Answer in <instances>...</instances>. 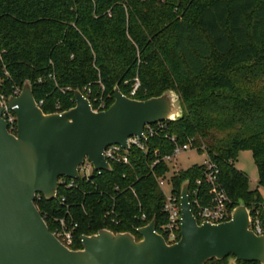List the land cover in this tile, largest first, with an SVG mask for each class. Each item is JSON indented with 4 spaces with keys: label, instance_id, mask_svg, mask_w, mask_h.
Returning <instances> with one entry per match:
<instances>
[{
    "label": "trees",
    "instance_id": "1",
    "mask_svg": "<svg viewBox=\"0 0 264 264\" xmlns=\"http://www.w3.org/2000/svg\"><path fill=\"white\" fill-rule=\"evenodd\" d=\"M28 80L45 113L74 107L77 89L95 109L102 100L106 109L113 104L116 86L139 100L173 90L182 102L183 116L148 136L147 151L132 147L129 164L112 162L111 171L74 182L62 177L52 200L37 195L53 233L61 219L77 225L72 249L101 229L140 240L136 229L154 217L160 229L159 179L170 178L180 196L183 182L192 189L206 169L195 164L169 176L172 165L162 158L175 149L172 136L217 164L231 208L244 201L254 212L263 204L264 0H0L1 91L8 99ZM245 150L258 170L256 188L236 166ZM211 191L205 184L199 195L207 200Z\"/></svg>",
    "mask_w": 264,
    "mask_h": 264
},
{
    "label": "water",
    "instance_id": "2",
    "mask_svg": "<svg viewBox=\"0 0 264 264\" xmlns=\"http://www.w3.org/2000/svg\"><path fill=\"white\" fill-rule=\"evenodd\" d=\"M76 105L45 113L31 81L11 95L18 130L13 134L2 116L0 101V264H207L229 257L228 264L257 261L264 264V234L250 229L251 210L244 201L232 218L214 224L199 223L190 203V180L181 188L182 235L169 244L158 233L157 219L131 232L101 229L82 235V248L66 246L49 228L36 205L41 194L54 199L62 177L77 179L86 158L96 170L111 171L106 147H128L131 136L145 138L148 124L175 121L183 116L182 102L173 90L139 100L115 87V101L95 111L88 97L76 90Z\"/></svg>",
    "mask_w": 264,
    "mask_h": 264
},
{
    "label": "built area",
    "instance_id": "3",
    "mask_svg": "<svg viewBox=\"0 0 264 264\" xmlns=\"http://www.w3.org/2000/svg\"><path fill=\"white\" fill-rule=\"evenodd\" d=\"M138 87V84H137ZM136 87V88H137ZM136 88L133 90L132 94H135ZM21 92V91H20ZM17 90L14 96L20 94ZM0 101L3 103L2 116L8 124V129L11 133L16 134L18 130L17 115L15 113V107H11L8 103V99L5 94L1 91L0 86ZM42 103V102H41ZM40 105V104H39ZM92 105V103H91ZM41 106V105H40ZM93 107V105H92ZM95 111L106 110L105 102L102 100L98 108H94ZM166 124L164 121L157 122L155 124H148L145 126L144 134L145 138L140 136H131L128 139V147H123L120 144H112L105 148L104 155L108 162L111 163H122L129 164L130 162V152L132 147H137L140 150L147 151V146L145 144L148 136L156 135L160 130H164ZM173 142H175V149L171 154L165 155L162 159L172 165L175 157L184 151L194 149L192 144H180L177 142L175 136L170 137ZM160 159H157L154 164L158 163ZM93 165L92 162L86 158L85 162L80 165L79 173L82 177H90L92 173H87L86 166ZM206 169L204 171V176L198 178L195 181L194 187L189 190L190 203L192 210L198 219V222H210L214 224L222 223L228 221L232 218L233 208L230 206V199L227 194L225 187L220 180V169L216 163H214L210 158H206L204 161ZM94 167V166H93ZM94 170H96L94 168ZM99 172L103 170H97ZM82 172L84 174H82ZM168 177H162L159 179V185L163 189L165 194V201L163 203V222L160 225V229L156 228L157 232L162 234L169 244L176 243L180 240L182 235V211H181V196H177L173 192V186ZM64 180L62 179V182ZM74 182V179H73ZM209 185L211 191L210 197L207 200L204 197H200V188L203 185ZM72 185V183H71ZM170 188L169 193H167L166 187ZM145 217V216H144ZM60 228L54 232V234L69 248L74 243V228L77 225L68 227L63 219H61ZM250 229L259 235L264 234V202L263 204L256 208L254 212H251L250 216ZM82 240V239H81ZM72 249V248H71Z\"/></svg>",
    "mask_w": 264,
    "mask_h": 264
},
{
    "label": "rangeland",
    "instance_id": "4",
    "mask_svg": "<svg viewBox=\"0 0 264 264\" xmlns=\"http://www.w3.org/2000/svg\"><path fill=\"white\" fill-rule=\"evenodd\" d=\"M206 153H200L196 149H190L188 151H184L178 156L175 157L172 162V170L169 176L173 174L174 171H178L180 169H187L195 164H202L206 160ZM237 168L246 172L250 178V186L251 188L258 187L259 174L258 170L253 158V154L250 150L242 151L238 157V161L236 162ZM87 173H93L94 167L93 165L86 166ZM82 174H84L82 172ZM167 193H169V186L166 187ZM264 194V188H261ZM229 261V260H228Z\"/></svg>",
    "mask_w": 264,
    "mask_h": 264
}]
</instances>
